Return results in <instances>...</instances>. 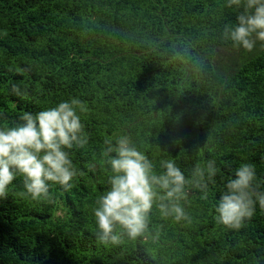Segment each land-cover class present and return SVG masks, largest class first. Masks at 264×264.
Listing matches in <instances>:
<instances>
[{
    "label": "trees",
    "instance_id": "trees-1",
    "mask_svg": "<svg viewBox=\"0 0 264 264\" xmlns=\"http://www.w3.org/2000/svg\"><path fill=\"white\" fill-rule=\"evenodd\" d=\"M227 0H0V126L23 111L73 98L88 144L71 158L85 174L53 203L21 197L18 177L0 198V264H264V210L239 229L217 223L214 206L242 164L264 190V47L221 39L241 10ZM17 86L22 95H17ZM126 134L153 160L184 174L218 168L208 197L182 202L191 222L161 218L158 240L105 246L93 208L108 188L103 141ZM96 165L94 171L88 165Z\"/></svg>",
    "mask_w": 264,
    "mask_h": 264
},
{
    "label": "clouds",
    "instance_id": "clouds-1",
    "mask_svg": "<svg viewBox=\"0 0 264 264\" xmlns=\"http://www.w3.org/2000/svg\"><path fill=\"white\" fill-rule=\"evenodd\" d=\"M226 6L241 11L235 24L224 25L221 39L246 52H252L257 42L264 47V0H227ZM13 90L22 95L17 86ZM77 109L85 111L83 102L73 98L35 113L23 111L14 124L0 126V198L9 195V186L19 177L24 189L21 197L53 203V185L68 191L74 179L85 174L71 158L73 149L88 144ZM103 143L108 188L92 211L96 240L105 246L158 240L163 225L152 231L154 208L163 219L190 223L182 202H187L191 189L200 190L206 200L209 183H214L218 172L212 159L197 163L187 177L174 159H161L158 171L156 163L126 134L108 137ZM95 167L91 163L88 170ZM255 180L254 165L242 164L235 170L214 206L217 223L239 230L255 215L257 204L264 210V190L255 186Z\"/></svg>",
    "mask_w": 264,
    "mask_h": 264
}]
</instances>
